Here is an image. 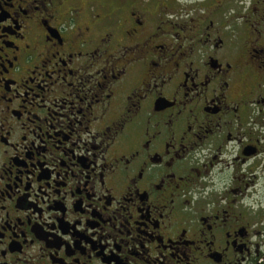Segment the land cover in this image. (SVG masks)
Masks as SVG:
<instances>
[{
  "label": "flooded vegetation",
  "instance_id": "1",
  "mask_svg": "<svg viewBox=\"0 0 264 264\" xmlns=\"http://www.w3.org/2000/svg\"><path fill=\"white\" fill-rule=\"evenodd\" d=\"M0 264H264V0H0Z\"/></svg>",
  "mask_w": 264,
  "mask_h": 264
}]
</instances>
